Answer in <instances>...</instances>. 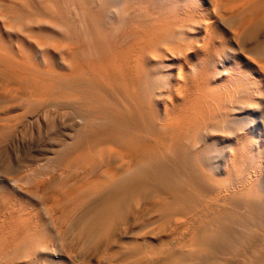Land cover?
I'll use <instances>...</instances> for the list:
<instances>
[{
  "label": "bare ground",
  "instance_id": "bare-ground-1",
  "mask_svg": "<svg viewBox=\"0 0 264 264\" xmlns=\"http://www.w3.org/2000/svg\"><path fill=\"white\" fill-rule=\"evenodd\" d=\"M28 136L0 264H264V0H0V147Z\"/></svg>",
  "mask_w": 264,
  "mask_h": 264
},
{
  "label": "rangeland",
  "instance_id": "rangeland-1",
  "mask_svg": "<svg viewBox=\"0 0 264 264\" xmlns=\"http://www.w3.org/2000/svg\"><path fill=\"white\" fill-rule=\"evenodd\" d=\"M243 63V62H242ZM61 134H60V133ZM60 134V135H59ZM59 139H64L62 131H58ZM73 137V136H72ZM50 140V139H49ZM48 139L37 138L32 145L29 147V143L32 140L28 138L24 141V144L16 142L10 144L8 147H0V173H9V175H17L25 173L29 181H32L33 176L30 174L32 168L29 164H17V161L22 160V158L28 156L35 151H40L41 149L49 148L53 145V142ZM13 166H11V165ZM10 165V166H9ZM33 167V166H32ZM6 182L2 180L0 176V186L5 187ZM7 186V185H6ZM8 187V186H7ZM9 188V187H8Z\"/></svg>",
  "mask_w": 264,
  "mask_h": 264
}]
</instances>
